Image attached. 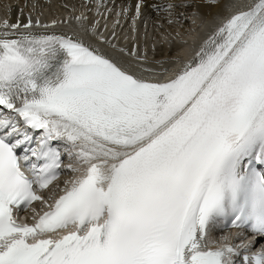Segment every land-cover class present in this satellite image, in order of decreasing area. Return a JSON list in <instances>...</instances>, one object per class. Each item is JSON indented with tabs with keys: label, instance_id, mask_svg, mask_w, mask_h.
I'll list each match as a JSON object with an SVG mask.
<instances>
[{
	"label": "snow or ice",
	"instance_id": "obj_1",
	"mask_svg": "<svg viewBox=\"0 0 264 264\" xmlns=\"http://www.w3.org/2000/svg\"><path fill=\"white\" fill-rule=\"evenodd\" d=\"M10 35L0 38V109L11 113L0 115V264H264V246L241 257L207 240L221 222L264 238V0L163 82L82 41ZM27 129L42 130L37 147H24ZM52 140L76 149L84 174L34 224L18 223L13 210L57 179Z\"/></svg>",
	"mask_w": 264,
	"mask_h": 264
},
{
	"label": "bare ground",
	"instance_id": "obj_2",
	"mask_svg": "<svg viewBox=\"0 0 264 264\" xmlns=\"http://www.w3.org/2000/svg\"><path fill=\"white\" fill-rule=\"evenodd\" d=\"M2 2H5V0H0ZM118 1H122L127 3L128 5V17H131L132 21H135L136 16L132 15V9L131 6L134 4L135 0H118ZM177 3H173L172 2H176ZM180 1H187V2H191L193 4V10L194 12H197L196 14L201 15L206 17V19L201 18V16H198L196 21L193 22H189L188 24H186L184 27L186 26H191V30L188 28L187 31L183 30V27H181L182 21L184 20V17L182 19H177L176 22H181L178 23L179 28L177 30H174V32L180 33V38L182 39V42L179 41L180 39H174L175 37H171V33L169 31H160L157 32L159 35V38L157 36H155V41L156 43H160L161 40L167 44V46H169L172 50V53L170 56H167L166 51H163L161 48H159L158 50H160L161 52V57L165 56L166 60L159 62L157 59H155V61H153V65L155 64V67H160L163 66L164 64H166L169 61H174V63L171 65V70L168 74H165L166 79H169L170 77H172L174 74H176L178 71H180L183 66L186 63V60L188 59V55H185L184 50L190 48L192 46V42H198L201 39V33L200 30L203 29V27L206 25L207 21L211 20V16L214 15L216 18L218 17L219 20L217 23H214L213 28L217 29L221 22L225 21L228 17H230L232 14L243 10L245 7H249L250 6V1L251 0H235L236 2L234 3L235 5H233V3L229 2L227 3L226 0H219V3H210L208 2V0H180ZM14 0H7L6 1V7H11L13 4ZM18 3H20V0H18ZM178 3V0H142L141 5L143 6L141 9V12H143L142 15L146 16V15H150L149 19H146V22H148L149 20L152 22L151 19L156 20V17H163L165 18L167 15H164V13L162 11L166 10L170 5H172L173 7H175ZM110 5V4H109ZM152 7L149 11L147 10L148 7ZM87 9L84 8L83 10ZM112 11V10H110ZM13 14H14V10H13ZM111 15H113V13H111ZM155 15V16H154ZM172 15V14H170ZM169 15V16H170ZM106 16V15H105ZM154 16V17H152ZM174 16V15H172ZM172 16L171 19L173 18ZM197 16V15H195ZM104 17H102L101 21L104 22V26L105 28H107L108 30H112V26H111V20H112V16H110V19H103ZM116 18V15L114 14L113 19ZM217 18V19H218ZM195 19V18H194ZM181 20V21H180ZM86 21V20H85ZM163 21H165V19H163ZM160 21V22H163ZM17 21L14 20L13 23L15 24ZM211 23H213L211 21ZM140 24V20L137 21V25ZM177 26V27H178ZM164 32V33H162ZM165 34V36L163 35ZM127 36V34H125ZM154 35V34H153ZM119 36L120 34H118L117 38L119 40ZM204 36V35H203ZM148 37V35L146 34V31L144 33V40ZM179 39V40H178ZM125 43V45H128L129 42L127 41V39H123L122 43ZM144 43V42H143ZM131 48V45H128V49ZM149 48V49H148ZM148 49L149 52L147 53V55L150 54V50H152V44L150 42H148L147 44H142L140 51L142 52L143 50ZM147 55L145 56L147 58ZM181 55V56H180ZM132 57H135V54H133ZM131 59V58H130ZM131 61H134L133 59H131ZM137 62V60H135ZM148 62V61H147ZM157 80H160V78H158ZM156 81V80H155ZM225 239H229V237L227 236ZM209 241L213 242V239L211 238L210 234H209Z\"/></svg>",
	"mask_w": 264,
	"mask_h": 264
},
{
	"label": "rangeland",
	"instance_id": "obj_3",
	"mask_svg": "<svg viewBox=\"0 0 264 264\" xmlns=\"http://www.w3.org/2000/svg\"><path fill=\"white\" fill-rule=\"evenodd\" d=\"M172 3L174 5V3H177V1L176 2H172ZM233 5H235V4H233ZM174 10L175 11H178L177 8H175ZM169 15H167L165 18H163V17H161V18L160 17H156V20L157 21H163V19H165V23L166 24H169V25L166 26V29H167V31H169L171 33V35H172L171 37L172 38L175 37L174 39L179 38L180 40L179 39L178 40L182 42V39H181L182 37L181 38L179 37L180 36V33H178V31L177 32H174V30H177L179 28L178 23H181V22L174 23V22L177 21V19H175V16H173V18L171 19L170 16H172V15H170V16ZM195 15H197V16H195ZM198 16H199L198 14H196V13L193 12L192 15L190 16V19H192V20H190L189 22L191 23L193 21H196V19H197ZM188 28L191 30L192 27L189 25ZM162 33H164V32H162ZM163 35L165 36V34H163ZM150 36H151V38H155V35H153V33H151ZM158 51L160 52V50H158ZM147 58H150V56L147 55Z\"/></svg>",
	"mask_w": 264,
	"mask_h": 264
}]
</instances>
